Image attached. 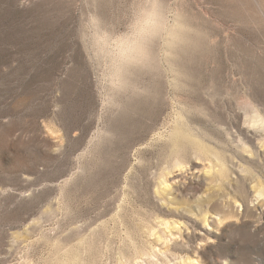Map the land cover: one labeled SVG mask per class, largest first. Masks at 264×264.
Instances as JSON below:
<instances>
[{
    "label": "rangeland",
    "instance_id": "obj_1",
    "mask_svg": "<svg viewBox=\"0 0 264 264\" xmlns=\"http://www.w3.org/2000/svg\"><path fill=\"white\" fill-rule=\"evenodd\" d=\"M263 118L264 0H0V264H264Z\"/></svg>",
    "mask_w": 264,
    "mask_h": 264
},
{
    "label": "bare ground",
    "instance_id": "obj_2",
    "mask_svg": "<svg viewBox=\"0 0 264 264\" xmlns=\"http://www.w3.org/2000/svg\"><path fill=\"white\" fill-rule=\"evenodd\" d=\"M198 8H199V7H198ZM193 9H194V8H193ZM164 15H165V14H164ZM198 15H199V14H198ZM197 17H198V16H197ZM174 19H175V18H174ZM186 19H187V18H186ZM203 19H205V18H203ZM185 21H186V20H185ZM177 23H178V22H177ZM186 23H187V22H186ZM184 24H185V23H184ZM145 26H146V25H145ZM176 30H177V29H176ZM169 33H170V34H173L172 31H171V29H169ZM175 42H176V41H175ZM255 116H257V115H255ZM259 116H260V115H259ZM259 116L257 117V120H262V119L260 118L261 116H260V117H259ZM254 118H255V117H254ZM263 119H264V118H263ZM253 120H254V119H253ZM255 120H256V119H255ZM255 120H254V121H255ZM256 124H257V122H256ZM261 124H263V123L261 122L260 125H261ZM254 127H255V126H254ZM241 132H242V131H241ZM240 137H241V134H240ZM240 139H241V138H240ZM242 139H243V138H242ZM192 142H194V141H192ZM195 142H196V141H195ZM245 143H246V142H245ZM197 147H198V146H197ZM259 149H260V148H259ZM258 153H259V152H258ZM257 155H258V154H257ZM217 158H218V157H217ZM186 262H187V261H186ZM184 263H185V262H184ZM184 263H183V264H184ZM187 263H188V262H187Z\"/></svg>",
    "mask_w": 264,
    "mask_h": 264
}]
</instances>
